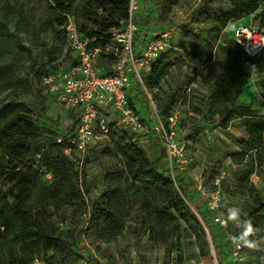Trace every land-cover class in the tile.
<instances>
[{
    "label": "rangeland",
    "instance_id": "obj_1",
    "mask_svg": "<svg viewBox=\"0 0 264 264\" xmlns=\"http://www.w3.org/2000/svg\"><path fill=\"white\" fill-rule=\"evenodd\" d=\"M49 0H0V10L7 13L4 33L0 34V65L9 64L11 71L0 80V106L5 110L22 103L31 111L30 118L40 126L56 129L61 135L73 130L76 124V110L54 101L48 92L38 91L36 70L42 71L53 67H63L72 53L68 50V41L54 23L60 13L53 11ZM135 23L138 26L135 39H143L146 31L165 32L169 47L162 57L167 60V74L158 87H150V74L143 75V87L134 83L129 90V99L141 112H148L154 105L160 115L169 111L178 115L175 140L178 147H184L181 161L170 159L169 150L150 129L133 133L137 136L136 145L144 149L149 159L154 161L158 171H168L175 180L183 179L189 191L188 204L204 222L210 244L215 241L226 242L231 235L241 231L227 219V210L238 207L245 219L247 195L239 191L233 181L237 165L231 162L230 153L237 150L235 137L246 138L247 134L240 125L241 118L234 117L222 128L210 116H201L192 106L199 105V99L207 93L205 80L214 81L220 71V59L213 58L201 66L189 64L185 52L192 45H203L205 30L211 26V17L219 11H227L228 0H136ZM79 0H72L68 15L76 19ZM251 16L233 21L223 30L224 37L231 34L232 26L238 24L258 27V20ZM254 62V61H251ZM264 73L255 68H247V77L240 81L241 93L236 103L248 106L257 114L264 115L261 83ZM176 93L172 99L171 94ZM174 106L167 110L170 103ZM107 120L117 124L116 117L109 112H102ZM1 118V117H0ZM125 132L128 136L130 130ZM118 134L114 138H105L96 142L88 151L75 153L73 162L81 172L80 184L86 192V209L79 203L61 205L50 209L52 220L59 231L66 235L71 245L72 264H171L177 259V250L184 254L185 261L198 264L203 260L198 256V249L186 245L189 240L175 239L174 224L159 223L148 215L137 202L130 188L131 180L124 167L125 160L117 150ZM42 136L33 137L29 143L32 148L39 147ZM220 180V202L218 210L208 206L209 199L196 191V181L212 185ZM258 188H264V171L250 176ZM106 186L120 189V213L123 221L122 233L115 241H102L94 238L91 228H86L91 203L99 200ZM14 183L0 179V192H9ZM50 183L40 179L36 195L52 193ZM264 191V190H262ZM217 218H220L217 220ZM224 220L222 223L220 220ZM152 227V228H150ZM260 238H264L262 235ZM192 241V240H191ZM226 251L220 252L219 264L230 260L231 240ZM252 258H257V251L245 248ZM197 255H194V251ZM174 257V258H173ZM219 257V256H218ZM39 260L54 261L51 253H40ZM256 260V259H254ZM212 264L211 258L207 259ZM256 262V261H255ZM259 263V261H257ZM33 264H40L34 262ZM260 264V263H259Z\"/></svg>",
    "mask_w": 264,
    "mask_h": 264
},
{
    "label": "trees",
    "instance_id": "obj_2",
    "mask_svg": "<svg viewBox=\"0 0 264 264\" xmlns=\"http://www.w3.org/2000/svg\"><path fill=\"white\" fill-rule=\"evenodd\" d=\"M128 1L79 0L74 21L81 37L87 38L90 45L107 42L110 31L125 23ZM228 2L230 7L227 11H219L211 17V26L205 30L204 44L190 46L185 52V58L189 64L201 66L211 62L214 57H221L217 78L214 81L205 80L207 93L199 99V105L192 106V109L201 116H210L222 128H226L234 117L241 118L240 125L247 137H235L237 150L230 153L229 157L237 165L233 181L248 198L245 219H251L254 227L258 229L253 238L260 239L264 235V188H258L252 180L250 182V176L264 171V115L236 103V98L242 91L240 81L247 77V68H250L245 62L254 61L257 71L264 73V52L256 58L248 57L231 34L224 37L223 30L230 21L245 16H251L252 20L256 19L260 26H264V0ZM48 3L53 11L60 13L54 23L67 40L65 25L70 18L68 12L72 0H49ZM6 20L7 13L1 9L0 34L4 33ZM249 25H252L251 22ZM162 55L149 72L150 87H158L167 74L168 63ZM75 59L69 55L67 61ZM111 62L112 58L101 57V71H108ZM58 67L36 70L38 91H42V77ZM10 71L9 64L0 65V80ZM261 88L264 100V81ZM171 96L173 99L176 93ZM130 102L133 105L134 102ZM174 104L175 101H172L167 110ZM172 113L169 111L161 116L167 119ZM30 115L31 111L22 103L7 110L0 106V179L4 178L15 185L9 192H0V264H33L36 261L41 264H72L71 245L52 220L49 210L73 202L79 203L85 209L88 206L86 192L80 184L81 172L72 162L78 163L72 158L78 151L65 143H56L57 136L61 134L56 129L40 127ZM108 125L110 130L107 139L120 134L117 150L125 160L124 167L131 180L133 195L144 211L159 223L174 224L175 239L179 243L181 238L189 240L186 245L197 247L198 257L204 264H208L209 258L214 264L211 248L218 261V254L226 251L230 240L209 243L203 220L199 219L188 204L190 199L187 183L183 179L174 180L168 171H158L144 149L136 145L137 136L133 134L136 132L130 131L128 136L125 133L128 131L116 123L109 122ZM38 136H42L43 142L39 147L32 148L29 141ZM66 148H70L69 152L65 151ZM47 173L50 174L49 178L46 177ZM40 179L50 183L54 188L52 193L41 192L36 195ZM120 196L118 187L106 186L100 199L89 206L85 227L91 228L94 238L115 241L122 233L124 224L119 217ZM40 253H51L55 260H39ZM176 254L178 258L173 257L171 261L183 263V252L179 249ZM261 256H264V252H259L257 258L253 259L259 261Z\"/></svg>",
    "mask_w": 264,
    "mask_h": 264
},
{
    "label": "built area",
    "instance_id": "obj_3",
    "mask_svg": "<svg viewBox=\"0 0 264 264\" xmlns=\"http://www.w3.org/2000/svg\"><path fill=\"white\" fill-rule=\"evenodd\" d=\"M137 9V1L129 0L125 23L112 29L109 40L103 44L90 45L87 38L81 37L74 19L69 18L65 25L66 38L71 55L76 59L48 72L40 82L42 92H48L55 102L76 110L77 120L73 130L57 136L56 143H65L78 152H85L97 141L107 138L109 121L101 113L109 112L116 117L117 125L122 129L132 132L150 129L169 150L170 159L175 157L176 161L182 162L179 157L183 156L184 147H178L175 140L177 113L173 112L164 119L157 108L150 105L146 118L129 100L132 84L143 87V75L152 70L156 60L169 47L167 33L154 31L149 32L141 47L136 46L135 36L139 29L135 23ZM249 24L232 26V36L248 57L256 58L264 52V26ZM101 57L112 58L106 72H102L99 66ZM245 64L255 69L254 62ZM70 148L65 151L69 152ZM46 177L49 178L50 174L47 173ZM221 178H216L212 185L201 181L195 183L196 191L209 199L208 206L212 210H218ZM220 221L225 222L223 219ZM214 253L211 248L213 262L219 264ZM255 261L244 247L236 248L231 244L230 264H264L261 260L259 263Z\"/></svg>",
    "mask_w": 264,
    "mask_h": 264
},
{
    "label": "clouds",
    "instance_id": "obj_4",
    "mask_svg": "<svg viewBox=\"0 0 264 264\" xmlns=\"http://www.w3.org/2000/svg\"><path fill=\"white\" fill-rule=\"evenodd\" d=\"M227 219L232 221L241 231L238 235H231V243L236 248H248L257 252H264V238L255 239L258 229L254 227L251 219H244L241 216V210L238 207H230L227 210ZM264 262V256H261Z\"/></svg>",
    "mask_w": 264,
    "mask_h": 264
},
{
    "label": "crops",
    "instance_id": "obj_5",
    "mask_svg": "<svg viewBox=\"0 0 264 264\" xmlns=\"http://www.w3.org/2000/svg\"><path fill=\"white\" fill-rule=\"evenodd\" d=\"M149 30H147L146 31V34H144V36H143V39L141 40V41H139V42H137L136 41V39H135V42H136V46L137 47H141L143 44H144V42H145V40L148 38V34H149ZM134 84V83H133ZM133 84H132V86H133ZM131 86V87H132ZM147 113L148 112H141V114L143 115V117H146L147 118ZM215 254V253H214ZM194 255H197V251L195 250L194 251ZM250 255V254H249ZM251 256V255H250ZM198 257V256H197ZM181 264H190V262H187V261H184L183 263H181ZM192 264V263H191ZM198 264H203L201 261H199L198 262ZM223 264H230V260H228L226 263H223Z\"/></svg>",
    "mask_w": 264,
    "mask_h": 264
}]
</instances>
